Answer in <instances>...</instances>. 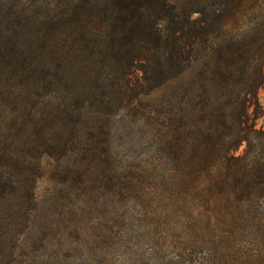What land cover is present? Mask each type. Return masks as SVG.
<instances>
[{"label": "trees", "instance_id": "obj_1", "mask_svg": "<svg viewBox=\"0 0 264 264\" xmlns=\"http://www.w3.org/2000/svg\"><path fill=\"white\" fill-rule=\"evenodd\" d=\"M212 2L192 18L179 0H0V264H20L39 158L95 148L132 68L150 98L149 190L178 200L207 237L219 256L206 264H228L240 238L253 239L251 256L232 264L264 261V129L250 117L264 85V0ZM118 175L113 188H140L141 176Z\"/></svg>", "mask_w": 264, "mask_h": 264}, {"label": "rangeland", "instance_id": "obj_2", "mask_svg": "<svg viewBox=\"0 0 264 264\" xmlns=\"http://www.w3.org/2000/svg\"><path fill=\"white\" fill-rule=\"evenodd\" d=\"M51 1L36 0V4ZM179 1L192 18L198 16L192 11L214 6L212 0ZM243 9L249 16L241 25L248 29L256 8ZM96 54L91 61L102 58ZM130 72L132 91L126 101L113 102L96 134L95 148L82 156L74 150L63 157L39 158L42 174L35 181L36 207L22 237L20 264H206L219 256L209 251L207 237L198 238L188 228L189 218L178 200L162 199L148 188L146 169L158 159L145 117L150 98L142 87L141 72L136 68ZM257 97L259 105L250 111L251 122L264 129V85ZM243 149L240 146L235 154ZM130 173L141 176L139 189L113 188V175ZM252 241L240 238L231 243L235 253L228 250L224 262L232 264L235 256L250 257ZM218 250L222 255V243Z\"/></svg>", "mask_w": 264, "mask_h": 264}]
</instances>
